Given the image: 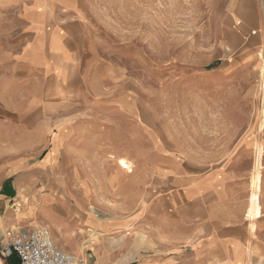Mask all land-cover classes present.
<instances>
[{
    "label": "rangeland",
    "instance_id": "374dc122",
    "mask_svg": "<svg viewBox=\"0 0 264 264\" xmlns=\"http://www.w3.org/2000/svg\"><path fill=\"white\" fill-rule=\"evenodd\" d=\"M240 2L0 0V141L13 147L0 166L14 165L11 181L31 178L16 206L72 196L101 226L113 220L109 230L91 231L90 242L108 237L121 254L138 239L154 246L148 237L160 231L152 236L166 238H154V248L180 264L209 246L205 227L220 233L240 223L251 232L243 243L249 253L263 252L264 30L250 28L254 19ZM27 8L38 13L42 59L59 82L39 72L17 83L2 69L24 59L18 36L35 18L23 15ZM54 21L74 56L68 73ZM28 118L35 121L27 130ZM57 137L59 154H42ZM221 216L233 222L214 220ZM1 260L19 264L15 256Z\"/></svg>",
    "mask_w": 264,
    "mask_h": 264
},
{
    "label": "crops",
    "instance_id": "0c3cea01",
    "mask_svg": "<svg viewBox=\"0 0 264 264\" xmlns=\"http://www.w3.org/2000/svg\"><path fill=\"white\" fill-rule=\"evenodd\" d=\"M240 1H242V4L246 5V15H251L254 19L252 23L254 25H252L250 28L256 31H263L264 0ZM240 1L236 0V4L241 3ZM33 10V8H27L25 10V13L23 14L24 16L34 15L35 18L32 20L29 19L25 26L23 24V28L20 29L18 40L16 39L21 45V54L23 55L24 59H15L10 62L7 61L5 62L6 66L2 69H9L11 72V77L17 83L23 79V77L37 75L39 72L41 73L42 77L51 80L57 79V82H59L61 81L62 77L54 73L53 65H51L49 71H47L45 63L42 59V56L45 52L44 48L46 43L39 35L38 13L34 12L35 10ZM24 19L26 20V18ZM55 25L58 26L60 31L59 47L63 49L61 56L63 55L65 58H69V63L67 65L68 68L65 71L67 72L71 70L72 59L74 56L71 53V50L68 49V47H70V43H67L64 39H62V33L60 30L61 26L56 24V22ZM251 42L255 43V39ZM30 108L34 111H40V104L31 103ZM34 121L35 120H32L31 118L26 119L24 121L25 125H23V127L28 130ZM61 143L62 142L59 137L55 138L51 150L46 153L45 148L42 151V154H59ZM21 145H24V143ZM8 154H13L11 142H8L7 140L0 141V158H4V155ZM46 159L47 156L45 155V157L41 160V170H44L47 166ZM13 169L14 165L9 166V164H2L0 166V175H3L1 178L2 180L0 179V181H6L3 188L1 187L2 184L0 182V248L4 246L5 243L4 232L9 228L31 230L37 227L46 226L45 228L50 231L54 243L60 250L81 258L88 264H177L171 255L158 251L156 247L154 248V246L158 245L153 241L154 238H156V240L160 239V241H163L165 240L164 238H166L161 237L160 234H158L160 238L152 236L157 234V232L160 233V231L151 232L152 235L150 234L151 236L148 237L154 246H147L146 243L138 239L137 242H135L136 246L134 247L133 251L129 252L128 254H121L119 251H115L113 244L109 240H106L109 239L108 237L103 239V242L100 245L90 242V238L94 237L92 232H101L100 228L109 230L112 227L111 221L113 220H108L107 223H103L101 226L93 216L82 211V205L75 202L74 199H72V196H70V198H61L55 197L53 194H46L36 206L27 203L25 207H19L21 211H18L16 207L18 190L20 189L25 191V189H29L31 178L29 173H25L19 175L18 177L14 178L13 181H11L10 178H12V174L14 173L11 172ZM222 174L225 173L222 171ZM173 200L175 202L174 198H172V201ZM188 201L189 191H181V205L183 208L186 205H189ZM69 207H78L81 210L77 209V211H80L81 213L84 212L85 215L82 214L80 216L77 212H70L68 209ZM261 218H263V215H261L258 220H261ZM214 220L217 222H226L227 220L230 221L231 219L221 216V220H218V218ZM214 220H211V222ZM167 221L168 220H160L159 223H167ZM231 222H233V220H231ZM212 228V226L205 227L204 230V238L209 239V246L206 247L202 252H198V256H191L188 254L185 260L179 262L180 264H189V261L191 260H193L195 264H264V251L261 252L260 249L257 253L251 255L246 245H243L244 241L248 240L247 236L249 234L251 235L250 229L248 230L249 234L247 233L244 235L242 232L241 223L234 226V228L228 232L219 233L214 231L215 227L214 230ZM160 229L165 230L168 229V227L165 225H160ZM240 236H244L245 238L239 239ZM163 243L164 242H162V244ZM0 263L5 264L1 259Z\"/></svg>",
    "mask_w": 264,
    "mask_h": 264
},
{
    "label": "built area",
    "instance_id": "2783aa9c",
    "mask_svg": "<svg viewBox=\"0 0 264 264\" xmlns=\"http://www.w3.org/2000/svg\"><path fill=\"white\" fill-rule=\"evenodd\" d=\"M4 240V246L0 248V259L15 256L19 264H88L60 250L45 227L31 230L9 228L4 232Z\"/></svg>",
    "mask_w": 264,
    "mask_h": 264
},
{
    "label": "bare ground",
    "instance_id": "6f19581e",
    "mask_svg": "<svg viewBox=\"0 0 264 264\" xmlns=\"http://www.w3.org/2000/svg\"><path fill=\"white\" fill-rule=\"evenodd\" d=\"M258 58H259V60H260V62H261V64H262V66H261V74L263 75L264 74V47H263V49L258 53ZM117 165H118V167L120 168V169H122V170H124V171H126V172H128V173H130L131 172V166H130V164L125 160V159H122V158H120V159H118V161H117ZM20 190V189H19ZM67 198V197H66ZM73 199V198H72ZM253 200H254V196H253V194L251 195V197H250V205H249V207H248V209H247V211H246V218H248V219H250V220H252V218L254 217V215H253V211H252V209H253V205H252V203H253ZM70 202V201H69ZM24 203L22 202V201H20V205H18V206H16L17 207V210L18 211H21V209L19 208V207H25L24 205H23Z\"/></svg>",
    "mask_w": 264,
    "mask_h": 264
}]
</instances>
